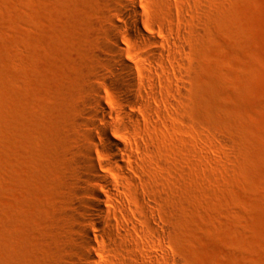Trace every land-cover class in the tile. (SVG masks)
I'll return each mask as SVG.
<instances>
[{
  "label": "rangeland",
  "instance_id": "374dc122",
  "mask_svg": "<svg viewBox=\"0 0 264 264\" xmlns=\"http://www.w3.org/2000/svg\"><path fill=\"white\" fill-rule=\"evenodd\" d=\"M116 1L0 0V264H67L76 121L91 96L79 78H94ZM137 2L178 39L176 76L159 87L170 103L147 97L162 114L141 119L146 187L172 226L163 250L174 264H264V0Z\"/></svg>",
  "mask_w": 264,
  "mask_h": 264
},
{
  "label": "bare ground",
  "instance_id": "6f19581e",
  "mask_svg": "<svg viewBox=\"0 0 264 264\" xmlns=\"http://www.w3.org/2000/svg\"><path fill=\"white\" fill-rule=\"evenodd\" d=\"M111 12L115 16L109 14L107 26L96 35L94 78H79L91 96L78 109L81 119L76 121L67 264H174L172 254L163 250L172 231L169 218L160 215L169 211L167 200L146 187L139 158L153 150L141 119H149L151 112L162 114L161 106H151L146 98L170 103L159 87L165 86L164 78L176 76L171 43L177 45L178 39L157 33L142 17L137 0H117ZM141 42L159 48H141ZM105 86L120 94L116 103L105 102ZM156 244L160 252L154 250Z\"/></svg>",
  "mask_w": 264,
  "mask_h": 264
}]
</instances>
